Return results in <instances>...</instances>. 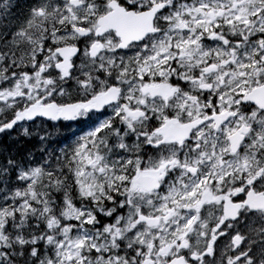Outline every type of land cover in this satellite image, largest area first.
<instances>
[{
	"label": "snow or ice",
	"instance_id": "obj_1",
	"mask_svg": "<svg viewBox=\"0 0 264 264\" xmlns=\"http://www.w3.org/2000/svg\"><path fill=\"white\" fill-rule=\"evenodd\" d=\"M0 264H264V0H0Z\"/></svg>",
	"mask_w": 264,
	"mask_h": 264
}]
</instances>
